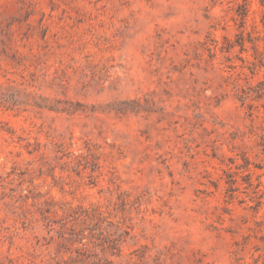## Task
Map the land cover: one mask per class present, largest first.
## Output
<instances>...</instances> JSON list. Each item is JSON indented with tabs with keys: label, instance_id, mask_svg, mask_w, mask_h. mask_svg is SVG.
<instances>
[{
	"label": "rangeland",
	"instance_id": "rangeland-1",
	"mask_svg": "<svg viewBox=\"0 0 264 264\" xmlns=\"http://www.w3.org/2000/svg\"><path fill=\"white\" fill-rule=\"evenodd\" d=\"M0 264H264V0H0Z\"/></svg>",
	"mask_w": 264,
	"mask_h": 264
}]
</instances>
